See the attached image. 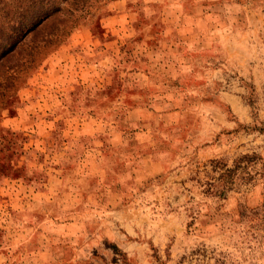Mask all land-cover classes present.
<instances>
[{"label": "rangeland", "instance_id": "374dc122", "mask_svg": "<svg viewBox=\"0 0 264 264\" xmlns=\"http://www.w3.org/2000/svg\"><path fill=\"white\" fill-rule=\"evenodd\" d=\"M31 1L0 0V264H264V0Z\"/></svg>", "mask_w": 264, "mask_h": 264}, {"label": "trees", "instance_id": "16d2710c", "mask_svg": "<svg viewBox=\"0 0 264 264\" xmlns=\"http://www.w3.org/2000/svg\"><path fill=\"white\" fill-rule=\"evenodd\" d=\"M35 5V0H32L26 7H25V9H24V14H23V19H28V18H30L31 17V12H32V10H31V8H33V6ZM36 24V23H35ZM34 24V25H35ZM34 25H33V27H34ZM31 28H32V26H31Z\"/></svg>", "mask_w": 264, "mask_h": 264}]
</instances>
